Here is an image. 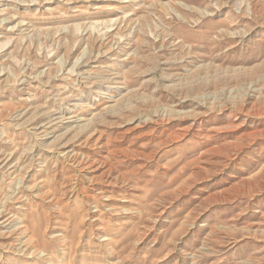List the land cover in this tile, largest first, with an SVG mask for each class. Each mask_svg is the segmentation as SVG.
<instances>
[{
	"label": "rangeland",
	"instance_id": "rangeland-1",
	"mask_svg": "<svg viewBox=\"0 0 264 264\" xmlns=\"http://www.w3.org/2000/svg\"><path fill=\"white\" fill-rule=\"evenodd\" d=\"M0 264H264V0H0Z\"/></svg>",
	"mask_w": 264,
	"mask_h": 264
},
{
	"label": "bare ground",
	"instance_id": "bare-ground-1",
	"mask_svg": "<svg viewBox=\"0 0 264 264\" xmlns=\"http://www.w3.org/2000/svg\"><path fill=\"white\" fill-rule=\"evenodd\" d=\"M90 108V106L88 107V109ZM91 108H92V106H91Z\"/></svg>",
	"mask_w": 264,
	"mask_h": 264
}]
</instances>
